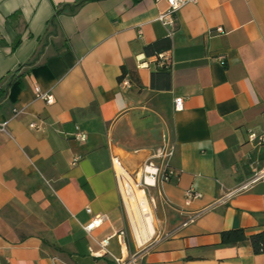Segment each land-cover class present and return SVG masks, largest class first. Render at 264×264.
I'll return each instance as SVG.
<instances>
[{
  "label": "crops",
  "instance_id": "crops-1",
  "mask_svg": "<svg viewBox=\"0 0 264 264\" xmlns=\"http://www.w3.org/2000/svg\"><path fill=\"white\" fill-rule=\"evenodd\" d=\"M166 8L164 0H0V264H116L119 256L264 264L248 241L225 244L220 235L264 230V179L225 197L264 165V146L248 141L264 132V0L186 3L170 36L157 20ZM161 52L170 69L156 67ZM35 87L53 101L36 98ZM141 113L169 123L167 161L178 176L144 187L155 232L137 249L111 156L141 180L163 144L159 136L149 146L123 143L136 141L122 133ZM77 126L86 140L74 138ZM189 187L201 197L185 205ZM96 214L105 220L86 232ZM119 230L134 251L112 236Z\"/></svg>",
  "mask_w": 264,
  "mask_h": 264
},
{
  "label": "built area",
  "instance_id": "built-area-1",
  "mask_svg": "<svg viewBox=\"0 0 264 264\" xmlns=\"http://www.w3.org/2000/svg\"><path fill=\"white\" fill-rule=\"evenodd\" d=\"M167 4L166 10L160 12L157 17V20L161 22V24L166 28L168 36H170L173 32L175 26V12L189 2H195L196 0H164ZM216 32L222 33L223 29L221 27H217L215 29ZM218 60L223 64L224 63V56H218ZM154 62L157 68L159 69H170L173 62L171 55L168 52H161L154 55ZM121 88H126L130 86V81L126 77L120 82ZM35 96L36 98H40L44 100L47 104L53 101V96L49 93L41 91L38 87H35ZM183 106V98L177 97L174 99V108L176 110L181 109ZM21 110L13 109V113L11 117H16ZM6 122L0 123V131L5 129ZM30 128L38 129L39 127L34 123H29ZM74 138L78 141H84L87 138V134L80 130L77 126L74 132ZM248 141L251 142L253 145L257 146H264V132L261 133H249L248 134ZM173 147L169 144V142L163 141V144L155 149L153 154H151L143 163L141 167V180H133L131 174L127 172V170L123 167L122 162L120 159L112 155L111 156V166L115 177L117 179L119 190L121 193L122 201L124 204L120 182H130L132 180L134 185L138 188H141L144 191V187L146 186H155L157 181H168L172 178H176L178 173L169 166L167 159L172 154ZM76 158L72 161L74 163ZM158 161V163H155ZM264 179V165L260 166V168H256L253 170L251 176L246 179L245 181L241 182L231 190H229L225 197H231L235 194L247 191L251 188L253 184L258 182L259 180ZM201 197V193L195 190L192 187H189L184 190L183 198L184 204L189 205L192 201L199 199ZM125 207V205H124ZM87 212H90V209H86ZM105 220V216L101 214H96L92 217L90 222L83 226L86 232H90L93 228L100 225ZM192 219L190 218V221ZM112 236L116 237L118 244L123 248L125 246V231L119 230L115 232ZM110 237H107L99 242L100 246L104 248L109 241ZM105 252V251H104ZM116 264H136L135 259L133 257L124 258L123 256L113 257Z\"/></svg>",
  "mask_w": 264,
  "mask_h": 264
},
{
  "label": "bare ground",
  "instance_id": "bare-ground-1",
  "mask_svg": "<svg viewBox=\"0 0 264 264\" xmlns=\"http://www.w3.org/2000/svg\"><path fill=\"white\" fill-rule=\"evenodd\" d=\"M125 209L139 245H143L154 235V218L144 191L130 182H120Z\"/></svg>",
  "mask_w": 264,
  "mask_h": 264
},
{
  "label": "rangeland",
  "instance_id": "rangeland-1",
  "mask_svg": "<svg viewBox=\"0 0 264 264\" xmlns=\"http://www.w3.org/2000/svg\"><path fill=\"white\" fill-rule=\"evenodd\" d=\"M148 116H149L148 113H141L140 116L135 117L134 120H131L134 122V125L131 122L124 124L125 127L122 133L124 138L128 139L130 136L131 137L134 136V138L136 137L135 142H123L124 144H126L130 148L137 147V146H149L154 143L152 142V140L156 139L157 136L160 137V140L162 142L163 141L170 142L171 129H170L169 123L167 122L161 125L159 121L154 120ZM130 124H132L133 131H131ZM116 137H117V134H116ZM112 143H118V142H112ZM129 181L132 185H134L132 180H129ZM150 240L144 243L143 245H138L137 249H141L143 248V246H146L150 242ZM133 244L134 243L130 235L128 234V236L125 238V246L128 252L134 251ZM134 253L135 252H132V254ZM132 254L129 253V255H132Z\"/></svg>",
  "mask_w": 264,
  "mask_h": 264
},
{
  "label": "trees",
  "instance_id": "trees-1",
  "mask_svg": "<svg viewBox=\"0 0 264 264\" xmlns=\"http://www.w3.org/2000/svg\"><path fill=\"white\" fill-rule=\"evenodd\" d=\"M17 13L13 14V16ZM18 43V40L15 41L14 46ZM33 62V59H30L26 64ZM125 75L123 70L122 76ZM121 77L119 79H121ZM221 242L225 244H235L237 242L248 241L254 253H264V230L246 235L243 229L227 230L221 232Z\"/></svg>",
  "mask_w": 264,
  "mask_h": 264
}]
</instances>
